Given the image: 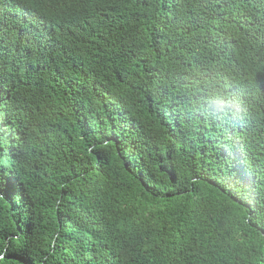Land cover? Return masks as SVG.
Wrapping results in <instances>:
<instances>
[{
    "label": "trees",
    "instance_id": "1",
    "mask_svg": "<svg viewBox=\"0 0 264 264\" xmlns=\"http://www.w3.org/2000/svg\"><path fill=\"white\" fill-rule=\"evenodd\" d=\"M261 227L264 0H0V264H264Z\"/></svg>",
    "mask_w": 264,
    "mask_h": 264
},
{
    "label": "snow or ice",
    "instance_id": "2",
    "mask_svg": "<svg viewBox=\"0 0 264 264\" xmlns=\"http://www.w3.org/2000/svg\"><path fill=\"white\" fill-rule=\"evenodd\" d=\"M241 203H243V201H241ZM248 206L251 207V205ZM261 231H264V227H261Z\"/></svg>",
    "mask_w": 264,
    "mask_h": 264
}]
</instances>
